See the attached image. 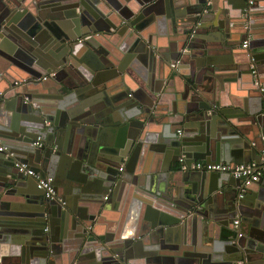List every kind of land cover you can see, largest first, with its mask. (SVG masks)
I'll return each instance as SVG.
<instances>
[{
	"label": "water",
	"instance_id": "95a60500",
	"mask_svg": "<svg viewBox=\"0 0 264 264\" xmlns=\"http://www.w3.org/2000/svg\"><path fill=\"white\" fill-rule=\"evenodd\" d=\"M231 3L0 0V264H144L160 247L168 248L164 264H264V175L243 190L228 172L179 162L260 160L264 93L252 65L264 86V4ZM160 9L174 27L167 40L175 54L164 59L153 56L144 31ZM106 38L120 45L114 52H127L115 54L122 64L105 50ZM207 79L239 81L242 110L218 98V87L207 92ZM18 161L53 177L57 198L45 197ZM121 191L143 201L136 224L115 242L93 221L109 214L101 196L109 192L117 208ZM10 196L27 204L11 210ZM180 229L210 251L174 252ZM128 247H138L141 261Z\"/></svg>",
	"mask_w": 264,
	"mask_h": 264
},
{
	"label": "crops",
	"instance_id": "0c3cea01",
	"mask_svg": "<svg viewBox=\"0 0 264 264\" xmlns=\"http://www.w3.org/2000/svg\"><path fill=\"white\" fill-rule=\"evenodd\" d=\"M221 1L223 3L222 6H230V7L232 6L233 7V5L231 3L232 0H221ZM263 1L264 0H262V5L264 4ZM239 2H241V0H236V3H239ZM262 7H263V11H264V5ZM244 10H245V8H244ZM161 12H163V13H161ZM166 14H167L166 10L161 11V9H160L158 13L156 12V14L153 15V18L150 20L149 24H147L145 26L146 28L144 29L146 34L148 33L149 36L151 35L150 38H152V41H153V43H151L152 44L151 47L153 48L152 54L155 57H161V58L166 57V56L171 57L172 54L173 55L175 54V51L173 49L174 47H171L170 45H168V40H167L168 36L171 35L174 27L172 25V21L169 20V17ZM258 15L260 17H262L264 15V12L261 14L258 12ZM259 23L262 27L259 26L258 28H260V30L264 29V19H262ZM205 26L207 29L209 28V26L208 27H207V25H205ZM233 27L236 30L240 29L238 24H234ZM206 32H207V30H206ZM209 32H212V31L209 29ZM214 33H216V32H214ZM217 34L220 35V33H217ZM173 35H176L175 30L173 31ZM235 36L236 35H234L233 37H235ZM201 38H203L204 41L206 39H208V37L205 36V33L201 34ZM105 42L107 44L106 47H104L105 50H107V49L109 50L108 47L111 46V48H112V52L110 53L111 57L115 58V60L117 61V64L118 63H119V65L122 64L124 61L121 62L117 58L116 55H119L120 53L126 54L127 52L126 51L121 52L120 49H118V52H114L113 44H115L117 46H120V45L109 40V38H106ZM147 51H148V48H147ZM147 56H148L147 58L152 57V55L151 56L147 55ZM92 60H95V59L92 58ZM130 61H128L126 64L130 63ZM227 63H229V62L224 61V62H222V65H226ZM261 66H262V71L264 73V63H262ZM229 82L230 81H225L224 84H222V86H220L219 83L215 82L213 79H209V80L207 79L205 81L204 85H205L207 92H210L209 90H212L213 88L218 87V91H217L218 98L220 96V98L223 99L222 100L223 102H225V101L232 102V103L236 102V104L234 105L235 108L242 110V108L244 107V104H245V102L243 101V99L246 97L245 91L241 92V90H237V89H240L239 88L240 87L239 81L232 80L231 83L228 84ZM180 88L183 89L182 86ZM229 99H232V100H229ZM263 103H264V101H263ZM249 104L253 109L256 108L257 106L259 107V105H260L259 102L256 103V97H252L249 101ZM238 112H240V111H237L236 113H238ZM259 113L264 114V104H263V111L262 112L260 111ZM263 123H264V121H263ZM258 125H259V129H260V135H258V137H257V139H259L258 145L264 147V141L262 140V136H264V133H263L264 131L263 132L261 131V129L262 130L264 129V126L261 127L259 123H258ZM261 150H260V152H261ZM261 181H262V178H261V180H259V182H261ZM229 190L230 189L225 187L224 189H221L220 191H218V198H217L218 203L223 204L226 201V195L228 194ZM135 193L133 192V193L128 194V191H126V193H125V191H123V192L121 191L120 192V198H119L120 205L117 208L112 203L109 202V201H111V198H112V195L109 192H106L103 194V196H101L103 201H108L106 209L109 210V214L106 217H104V219L100 220V222H99V220L94 219L93 223H94V225H96V230L99 232V234L109 232L108 235H111L113 240L115 242H117L120 239L121 232L123 231L124 227H128L129 225H132V223L136 224L135 220L138 216L139 211L141 210L143 200L140 197V194L135 195ZM12 198H13V200L11 202V205H9V207L11 208V210L12 209L18 210L17 208H18L19 204L22 202L18 201V199H16V198H21V199H23V198L20 196L7 197L8 200H10ZM227 202H229V201L227 200ZM24 203L27 204V202H23L22 204L24 205ZM13 204H15V205H13ZM150 207H156V206H154V204H152V205H150ZM15 218L21 219V220L25 219V217H22V216H18ZM235 218H238V216H236ZM173 231L174 232L172 233V242H171L172 245H170V247H172L174 252L180 251V250L184 251L183 253L186 254V256L185 255H183V256H185L186 258H191L189 255L195 254V252L210 251L208 246L204 245V243H205L204 241L202 243H199L198 241L194 242L193 239H194L196 234L193 233V230H191V231L188 230V236H186L183 233L182 229H180L178 231L177 230H173ZM177 232H179V233H177ZM183 235H184V237H183ZM160 240H161V237L158 238L157 243L160 246H164V244L159 242ZM193 243L196 244L197 246H194ZM152 246H155V245H152ZM172 249H170V250H172ZM137 250H138V247H135L134 249L132 247L127 248V251H129V253L134 254V257L136 258L135 260L141 261L139 255L136 252ZM156 250H158L159 253L151 254L150 256L147 257L149 259L148 262H146L145 260L143 262V260H142V263H144V264H164L163 260L165 258V255H167V254H165V252L168 251V248L160 247V249H156ZM214 257H210V259L213 261ZM206 258L207 257H204L203 259L205 260ZM208 258H209V254H208ZM85 264H92V262H86ZM96 264H99V263H96Z\"/></svg>",
	"mask_w": 264,
	"mask_h": 264
},
{
	"label": "built area",
	"instance_id": "2783aa9c",
	"mask_svg": "<svg viewBox=\"0 0 264 264\" xmlns=\"http://www.w3.org/2000/svg\"><path fill=\"white\" fill-rule=\"evenodd\" d=\"M247 4L250 5L253 3V0H246ZM249 6L245 7V16L248 15L249 12ZM242 46L244 48L248 47V40L243 41ZM179 61L172 63V66H176ZM253 74L255 78V83L259 86V90L264 93V86L261 82L258 72L255 69V66L252 65ZM53 74V73H51ZM47 76H44L43 78H46ZM21 82L16 80L15 84L19 85ZM264 100V96H263ZM262 140L264 141V136H262ZM36 144H41L40 138L35 142ZM5 147L3 145L0 146V150H4ZM180 165L183 169H193V170H200V171H217V172H228L232 174L236 178H240L243 182V190L249 185H251L254 182H258L261 180L262 176L264 175V147L260 152V160L257 162L255 160L249 161L246 163H239L236 165H232L230 163L226 162H203L201 160H198L194 163H191L188 165L186 163V157L182 155L179 158ZM15 166L19 169V171L23 172L26 176H32L37 181V187L39 189L44 190L45 197L47 198H57V192L56 187L54 184V179L51 176L48 177H41L40 174L31 166H29L25 162L18 161L16 162ZM123 169L122 167L120 168ZM240 196H243L241 194ZM61 200V198H59ZM234 224L237 226L239 224V218L234 219ZM241 235V234H240ZM239 264H244L242 261L239 262Z\"/></svg>",
	"mask_w": 264,
	"mask_h": 264
}]
</instances>
